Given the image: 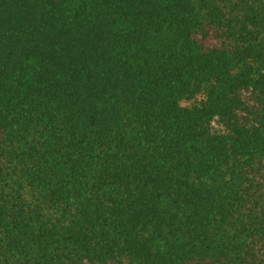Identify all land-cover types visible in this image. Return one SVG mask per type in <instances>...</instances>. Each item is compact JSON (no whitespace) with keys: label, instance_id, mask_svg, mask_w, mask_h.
<instances>
[{"label":"trees","instance_id":"16d2710c","mask_svg":"<svg viewBox=\"0 0 264 264\" xmlns=\"http://www.w3.org/2000/svg\"><path fill=\"white\" fill-rule=\"evenodd\" d=\"M0 264H264V0H0Z\"/></svg>","mask_w":264,"mask_h":264},{"label":"rangeland","instance_id":"374dc122","mask_svg":"<svg viewBox=\"0 0 264 264\" xmlns=\"http://www.w3.org/2000/svg\"><path fill=\"white\" fill-rule=\"evenodd\" d=\"M192 101H186L184 102L185 104H191Z\"/></svg>","mask_w":264,"mask_h":264}]
</instances>
